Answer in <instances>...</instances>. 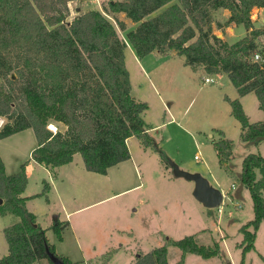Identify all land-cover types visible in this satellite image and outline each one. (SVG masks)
Masks as SVG:
<instances>
[{
  "label": "trees",
  "instance_id": "trees-1",
  "mask_svg": "<svg viewBox=\"0 0 264 264\" xmlns=\"http://www.w3.org/2000/svg\"><path fill=\"white\" fill-rule=\"evenodd\" d=\"M73 1L0 0V117L6 119L0 139L31 128L37 146L30 159L35 162L53 170L79 153L87 171L106 174L108 168L131 157L126 139L135 136L170 165L143 119L147 103L130 93L127 43L139 59L154 50L162 55L175 51L193 70L226 73L239 96L253 91L264 110V27L255 28L251 21L252 9L264 7V0H110L105 13L123 12L136 23L125 40L99 9L79 11L67 21ZM217 8L230 11L226 24H242L248 32L233 43L216 36L211 11ZM116 23L125 30L123 21ZM255 52L262 60H253ZM225 100L240 124L242 141L257 143L264 137V122H250L238 98L225 96ZM55 123L65 129L48 128ZM213 146L219 164L227 168L233 141L221 137ZM27 163L8 174L0 156V216L19 218L3 229L8 253L0 264H43L44 259L53 264L49 253L62 264H72L56 253L46 229L26 208L22 194ZM240 181L248 188L254 209L253 220L240 227L244 256L253 248L264 220V155L251 153L244 158ZM62 223L50 226L58 240ZM167 245L182 251L179 264L186 253L203 258L219 254L217 241L203 245L190 235L167 238L165 244L137 255L132 264H168Z\"/></svg>",
  "mask_w": 264,
  "mask_h": 264
},
{
  "label": "rangeland",
  "instance_id": "rangeland-1",
  "mask_svg": "<svg viewBox=\"0 0 264 264\" xmlns=\"http://www.w3.org/2000/svg\"><path fill=\"white\" fill-rule=\"evenodd\" d=\"M109 1L70 2L66 20L71 21L79 11L99 9L115 26L120 38L125 40L126 32L135 27V24L133 23L132 27L125 25V30H120L116 23L120 16L103 11ZM251 16L255 19L253 11ZM242 31V28L237 30L236 35L240 32L242 34ZM230 39L233 41L235 37ZM126 63L130 70L131 86H141V89L134 87L133 93L142 95L143 101L147 103L143 115L151 123L160 124L168 119L166 106L169 100L165 98L162 86L175 93L182 86H191L186 80V77L191 75L194 86L197 83L205 87L200 92L185 88L187 91L172 104L173 111L178 115L176 118L178 123H165L158 127L154 133L157 138L155 141L180 170L200 173L213 187L221 190L226 205L221 218L216 208L205 207L193 196L194 186L192 185V188L186 186L194 184L193 181L175 176L172 167L163 163L159 154L150 147L137 162L135 171L124 164L112 172L110 178L115 180V183L111 184L109 181L101 183L99 181L107 179L102 174L91 171H85L89 172L85 176H74L88 182L87 191L84 189L82 195L78 194L80 196L78 198L75 195L74 201L76 205L85 207L81 213H74L67 219L74 224L84 249L94 244L96 253L100 256L98 260L100 264H105V260L106 264H132L137 255L165 244L167 238L178 240L192 235L197 243L203 245H212L214 240L217 241L219 254L203 258L198 254L189 253L183 257L182 264H264V220L256 230L253 248L244 256L241 245L243 234L240 231L243 224L254 218L250 192L240 181L242 162L251 153L264 155V137L257 143L244 142L239 138L238 121L229 113L226 104L223 105L225 107L219 105L213 97L216 90L214 87L219 85L215 83L204 85V77L210 74H196L190 69H182L177 59H173L157 72H148L145 77L129 56ZM11 75L16 76L13 72ZM230 82L229 79L232 86ZM151 86L159 89L164 102L158 98ZM208 86L213 87L210 89ZM208 92L212 94H207ZM208 95H211L212 99L204 102ZM246 110L250 122H264V110L259 108L258 99L254 97L247 102ZM0 118L3 119V125L6 119ZM52 126L54 129L64 130V125L59 123ZM222 126L227 130L228 137L233 140L227 169L219 164L213 146V141L218 139L214 128ZM211 134L213 138L210 137ZM14 135L9 139L6 137L0 139V151L5 156L9 169L13 166L14 154L10 149L17 147L14 158L23 163L30 159L29 151L36 145V138L31 130L17 132ZM132 148L134 149L133 145ZM256 172L259 178L260 174L257 170ZM42 178L46 179V175L40 169L36 168L29 173L28 192L31 197L40 192ZM119 178L121 182H118ZM262 195L264 197V192ZM50 198L52 204L50 209L56 211L57 215L60 211L58 199L52 194ZM235 203L241 206L236 207ZM29 205L39 212L40 208L46 206L40 198L32 199ZM219 218L220 221L217 223ZM46 219H51L50 212ZM18 220L19 218L13 214L0 216V251L2 246L8 251L3 229ZM249 229L252 231L251 226ZM61 233L66 235L67 231L61 230ZM181 256L182 251L178 247L167 245L168 264H179ZM43 264L49 263L44 259Z\"/></svg>",
  "mask_w": 264,
  "mask_h": 264
},
{
  "label": "crops",
  "instance_id": "crops-1",
  "mask_svg": "<svg viewBox=\"0 0 264 264\" xmlns=\"http://www.w3.org/2000/svg\"><path fill=\"white\" fill-rule=\"evenodd\" d=\"M252 11L254 12V15H255V19H252V16H251V21H252L253 26L255 28L264 27V7H259V8L255 7L252 9ZM117 15L120 16L119 20L123 21L125 23V25H127V26L130 25L132 27V24L134 22H132L129 18H126L125 14L123 12L117 13ZM229 16H230V11L226 8L213 9L211 11L212 30H213V33L216 36H218L219 38L225 40L228 43H233V42L237 41L238 39L242 38L248 32V30L242 24H235L234 22H230V23L226 24L225 22ZM134 24L136 26V23H134ZM217 24H220L221 26L218 27ZM133 28L134 27H132V29ZM241 28L243 29L242 34L240 32L239 35H236V31L241 30ZM233 37H235V39L232 41V39H230V38H233ZM124 55H125V64H127L126 63L127 56H129L130 59H132L133 63H135V65L139 68V70L143 73V75L145 77H147L146 75L148 72L149 73H150V71H151V73L157 72V70H159L161 67L165 66L166 64H169L170 60H173V59H177V61L179 62V65L181 66L182 69H190L192 71V73H196V74H198V73L205 74L202 68H198L196 70H193L191 67L185 65L183 62V57L177 55L175 53V51H170L167 55H162L158 51L154 50V51L150 52L149 54H147L146 56H144L143 58L139 59L136 56L133 48L130 46L129 43H127V46H126L125 51H124ZM127 69H128V67H127ZM187 71H189V70H187ZM128 72L130 75V70ZM210 76L209 77L211 78V81L210 82H204V85L211 84V83H215V84L219 85V86L214 87V89H216V90H214L215 95H213L215 100H217L218 104L221 106L226 104L228 107L229 113L231 114V107H230L229 103L225 100V96H227L230 99L238 98L243 109H244V111H245V113H246V115H247L246 104H247V102L251 101L254 97L257 99L255 93L253 91H251V92H249L243 96H239L237 89L233 86V84H232V86H230L229 77L226 73L210 74ZM148 79L150 80L151 78L148 77ZM186 80H188L187 84L191 85V86H182L181 88L177 89V92H175V93L170 92V90L167 89L166 86H162L163 87L162 92L165 93V98H167L169 100L167 103V106H166V108H167L166 110L168 112V119L166 121H163L160 124L151 123L146 118V116H144L142 114L144 121L146 122V124L149 127L148 132L153 136L154 139L156 138L154 133L156 132L158 127L164 125L165 123H178V121H176V118L178 117V115L175 114V112L173 111L172 104H173V102H176V100L179 97H181L183 95V93H185V91H187V90H185L186 87L187 88L189 87V89H195L196 92H200V91H203L205 89L204 86L197 84V83L194 86V84H192V81H191V75H188L186 77ZM134 87H138L137 89H141V86H131V84H130L131 95L135 99L142 101V102H145L142 99L143 97H141L142 95L141 96L140 95H134V93H133ZM151 87H152L153 91L155 92V94L158 95V98L160 97L159 99H161L162 102H164L163 97L161 96L162 94L158 91L159 89H157L156 86H151ZM208 87L210 89H212L211 87H213V86H208ZM207 94H212V93L208 92ZM208 96L207 97L205 96L206 98H204V102L210 101L212 99L210 97L211 95H208ZM223 107H225V106H223ZM180 118H182V116ZM59 124L63 125L61 123H59ZM64 129H65V127H64ZM29 130H31L33 132V130L31 128H28V129H25L22 131H29ZM239 130H240V124H239ZM22 131H20V132H22ZM214 131L218 134V137H217L218 139L221 137H224L226 139H230V137H228V135L226 133L227 130L223 126L220 128L215 127ZM13 135H10L6 138L9 139V138L13 137ZM212 136L213 135L211 134L210 137H212ZM14 137H16V136L14 135ZM239 138H240V132H239ZM3 140H6V139H3ZM215 140H217V139H215ZM230 140H232V139H230ZM126 143H127L128 148H129L131 157L128 160L122 161V162L108 168L107 173L102 174L103 177H105V179H107V180H101L99 182L106 183L107 181H109L111 184L115 183L116 181L112 180L110 178L111 174L113 171H115L117 169V167H120L121 165H124V164L129 165L130 170L133 169L135 171L136 167H137V162L142 158V155L145 154L146 151L150 150V147L144 148L135 136L128 137L126 139ZM132 145L134 146V149L132 148ZM36 146H37V141H36V145L34 147H32L29 151L30 156H31V151ZM12 151L14 152L13 161H12L13 166L10 169L7 165L5 156H3V153L0 151V156L4 162V165H5V171L8 174H12L13 172L14 173L17 172L20 168V165L22 164L21 160H19V159L17 160L16 158H14L15 152L17 151V147L10 149V152H12ZM36 168L40 169L42 171V173L44 175H46V179L42 178L43 181L41 182L42 188L40 189V192L31 197V195L28 192V182H29L28 178H29V173L31 171L35 170ZM85 171H87V170L84 167L83 160H82L81 155L79 153H76L73 155V159L71 162L66 163L64 165H61L59 167H56L53 170L47 168L43 164H39V163L35 162L34 160L29 159L28 163L26 165L27 184H26L25 190H24L22 195L24 197H26L25 204H26L27 208L34 214L37 224L40 225L42 228L46 229V237H47L49 243L54 246L55 251L58 255H61V256L68 258L72 262V264H100V263H98L100 256L98 255V253H96L97 250L95 249V245L90 244L88 247H86V249H84V247H83V245H82V243L78 237L77 230H76L74 224L70 223L67 220L68 218L70 219L72 214L81 213L82 209L85 207V206L76 205L74 203V201H76L75 195H77V198H78V197H80L78 194L82 195L84 192V189H85V191H87L86 184L88 183L84 180H80L78 177L74 178V176H76V175H79V176L88 175L89 172H85ZM121 181L122 180L119 178L118 182H121ZM192 185L194 186V184H186V186L189 188H192ZM78 187H81V188H78ZM77 192H79V193H77ZM51 194L54 195V197H56L58 199L60 211L57 215H55V213H57L56 211H51V209H50ZM66 195H68V196L64 198V196H66ZM33 197L37 198V199L40 198L44 201L46 206H44L43 208H40L41 212L36 211L33 207H31L29 205V202L32 199H34ZM49 212L51 213V219L45 220V217L49 214ZM6 215H4V216H6ZM4 216H2V217H4ZM56 221H61V222L65 223V224L62 223L61 230H62V232L67 231V233H66V235L62 234L61 240L57 239L54 231L50 228V226ZM218 221H220V219L217 220V223H218ZM43 222H45V223H43ZM66 222H67V224H66ZM7 247H8V245H7ZM1 248L2 249L0 251V258L5 256L8 253L7 250L5 251L4 246H2ZM188 254L189 253H186L184 256L186 257Z\"/></svg>",
  "mask_w": 264,
  "mask_h": 264
},
{
  "label": "water",
  "instance_id": "water-1",
  "mask_svg": "<svg viewBox=\"0 0 264 264\" xmlns=\"http://www.w3.org/2000/svg\"><path fill=\"white\" fill-rule=\"evenodd\" d=\"M173 169V173L177 177H184L187 180L193 181V196L196 200L201 202L207 208L218 207L223 200V193L218 188L213 187L209 181L203 177L200 173H189L179 169L176 163L169 162ZM0 199V203H1ZM49 258L53 261V264H62V262L56 258L52 253H49Z\"/></svg>",
  "mask_w": 264,
  "mask_h": 264
},
{
  "label": "built area",
  "instance_id": "built-area-1",
  "mask_svg": "<svg viewBox=\"0 0 264 264\" xmlns=\"http://www.w3.org/2000/svg\"><path fill=\"white\" fill-rule=\"evenodd\" d=\"M253 60H255V61H260V60H262L261 59V56H260V54H259V52H255V54H254V56H253ZM211 81V78L209 77V76H205L204 77V82H210ZM2 123H3V119L2 118H0V127H1V125H2ZM54 131L56 130V129H53ZM226 205V203H225V201H224V199L222 200V203L218 206V207H216V210H217V212L219 213V217L222 215V213H223V211H224V206ZM236 207H240L241 205L239 204V203H235L234 204ZM220 219V218H219ZM218 219V220H219ZM219 222V221H218Z\"/></svg>",
  "mask_w": 264,
  "mask_h": 264
},
{
  "label": "bare ground",
  "instance_id": "bare-ground-1",
  "mask_svg": "<svg viewBox=\"0 0 264 264\" xmlns=\"http://www.w3.org/2000/svg\"><path fill=\"white\" fill-rule=\"evenodd\" d=\"M51 127H53V126H52V125H50V128H51ZM52 129H54V127H53Z\"/></svg>",
  "mask_w": 264,
  "mask_h": 264
}]
</instances>
